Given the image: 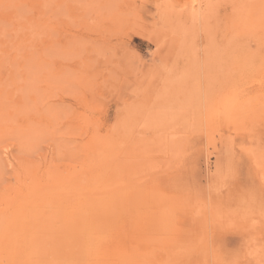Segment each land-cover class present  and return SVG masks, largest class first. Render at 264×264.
Instances as JSON below:
<instances>
[{
	"label": "rangeland",
	"instance_id": "374dc122",
	"mask_svg": "<svg viewBox=\"0 0 264 264\" xmlns=\"http://www.w3.org/2000/svg\"><path fill=\"white\" fill-rule=\"evenodd\" d=\"M57 200L126 264H264V0H0V264Z\"/></svg>",
	"mask_w": 264,
	"mask_h": 264
},
{
	"label": "bare ground",
	"instance_id": "6f19581e",
	"mask_svg": "<svg viewBox=\"0 0 264 264\" xmlns=\"http://www.w3.org/2000/svg\"><path fill=\"white\" fill-rule=\"evenodd\" d=\"M240 102L239 100L238 103ZM126 199L131 201L129 196ZM57 201L49 207L44 206L43 211H41L42 209L32 210L31 217L28 218L30 220L25 224V236L27 239L32 237L27 241V245L30 259L36 260L33 264H126L122 253L126 252V245L118 239H105L102 227L97 225L96 220L88 218L91 212H84L86 209H82L70 217L68 213L61 211V206ZM112 214L115 215L116 212H112ZM71 219L80 222V226L86 232L84 235L77 233H75L76 236L73 235L74 232L65 225ZM114 222H116V218ZM61 236V239H57ZM141 264H152V262L148 258Z\"/></svg>",
	"mask_w": 264,
	"mask_h": 264
}]
</instances>
